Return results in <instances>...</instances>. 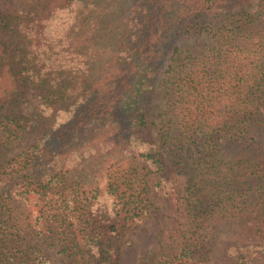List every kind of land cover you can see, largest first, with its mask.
<instances>
[{"label":"trees","instance_id":"16d2710c","mask_svg":"<svg viewBox=\"0 0 264 264\" xmlns=\"http://www.w3.org/2000/svg\"><path fill=\"white\" fill-rule=\"evenodd\" d=\"M20 1L0 9V235L31 196L61 264H121L155 190L167 221L135 264H264V0Z\"/></svg>","mask_w":264,"mask_h":264},{"label":"rangeland","instance_id":"374dc122","mask_svg":"<svg viewBox=\"0 0 264 264\" xmlns=\"http://www.w3.org/2000/svg\"><path fill=\"white\" fill-rule=\"evenodd\" d=\"M20 6V0H0V9L6 12L15 13ZM38 101L34 91L26 88L22 97L14 104L21 113L26 114L36 110ZM63 117L64 114L59 113L54 119ZM51 120V116L43 117L36 126L18 130L20 136L11 137L4 150V157L13 155L26 143L34 140ZM92 163L93 161L86 164V171L89 167L94 168ZM147 197V212L142 215L140 221L130 222L124 230V241L119 245L121 264H135L146 249L155 250L159 246L162 232L160 229L167 221L166 199H161L155 190L149 191ZM36 213V205L31 196L26 200L18 198L13 202L7 230L0 235V264H20L24 260L26 264H61V257L64 255L59 250L57 237L49 223H44L43 226L35 223Z\"/></svg>","mask_w":264,"mask_h":264}]
</instances>
